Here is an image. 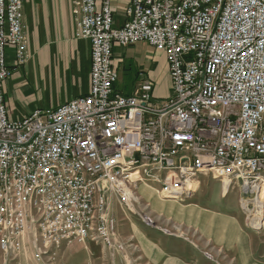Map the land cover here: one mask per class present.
Listing matches in <instances>:
<instances>
[{
  "label": "built area",
  "instance_id": "2783aa9c",
  "mask_svg": "<svg viewBox=\"0 0 264 264\" xmlns=\"http://www.w3.org/2000/svg\"><path fill=\"white\" fill-rule=\"evenodd\" d=\"M23 1L0 0L1 258L27 245L39 258L74 241L110 244L111 198L129 208L143 179L174 198L201 174L246 189L263 181L264 0H129L115 26L112 0H70L75 36L90 43L88 92L10 119L5 53L28 60ZM140 41L164 53L163 100L148 77L128 94L115 88L113 47Z\"/></svg>",
  "mask_w": 264,
  "mask_h": 264
},
{
  "label": "rangeland",
  "instance_id": "374dc122",
  "mask_svg": "<svg viewBox=\"0 0 264 264\" xmlns=\"http://www.w3.org/2000/svg\"><path fill=\"white\" fill-rule=\"evenodd\" d=\"M119 47H121L120 63H123L126 69H123L122 74L125 88L131 87L132 90L136 80L148 77L154 86L153 93L156 99L163 100L171 93L167 63L163 52L154 50L142 41ZM114 64L117 68L119 67L116 63ZM140 72L142 75H139ZM74 90L72 85L58 84L54 74L26 72L24 80L14 95L17 97L18 111H26L36 108L45 109L64 100ZM207 179L217 180L210 174L198 175L194 180L193 190L179 198L161 195L160 185L150 180L137 181L131 185L129 208L127 204L119 202L116 197L111 198L109 209L116 221V227L110 244L74 241L58 247L44 248L39 258L34 257V251L27 245L16 260L0 257V264H151V261L143 254L144 245L140 231L142 228L158 232L164 238L177 239L181 243L196 246L201 240L199 229L193 228L190 221H182L169 214L166 206L161 203H176L182 206L192 195L195 197L201 193L199 191ZM217 181L220 186L221 203L226 202L225 205L234 207L244 227L248 231L255 232V246L258 245L257 250L264 255V179L255 184V187H248V189L243 188L240 182L227 186L223 181L219 179ZM143 186L151 187L150 195L149 192H142ZM257 197L263 202L261 207L257 206L254 201ZM144 216H147V220H151L154 226H147L143 220ZM255 216L260 218L257 224H255ZM204 248L202 254L207 260L215 264H222L224 261L225 264H234L231 255L211 241H208Z\"/></svg>",
  "mask_w": 264,
  "mask_h": 264
},
{
  "label": "crops",
  "instance_id": "0c3cea01",
  "mask_svg": "<svg viewBox=\"0 0 264 264\" xmlns=\"http://www.w3.org/2000/svg\"><path fill=\"white\" fill-rule=\"evenodd\" d=\"M128 1L112 0L115 25H120L125 20ZM23 22L27 34V62L16 66L12 46H7L5 53L10 75L3 81L2 90L10 119L22 118L33 111H18L17 97L14 95L26 72L54 74L58 84L74 86L75 90L70 96L46 109L86 94L90 85V43L87 39L75 36L76 21L70 0H24ZM120 49L121 47L115 45L112 54L114 63L119 65V79L115 88L128 94L131 87L125 88L123 85L125 81L122 74L125 68L123 63H120ZM217 180L207 179L199 191L201 193L195 197L192 195L182 206L176 203H161L166 206L169 214L179 220L190 221L193 228L199 229L201 240L196 246L188 245L177 239L164 238L148 228H142L140 231L144 245L143 254L151 264H215L202 254L208 241L229 253L234 259V264H264V255L257 250L258 245L255 246V232L244 227L234 207L225 205L226 202L221 203ZM222 264H225V261Z\"/></svg>",
  "mask_w": 264,
  "mask_h": 264
},
{
  "label": "bare ground",
  "instance_id": "6f19581e",
  "mask_svg": "<svg viewBox=\"0 0 264 264\" xmlns=\"http://www.w3.org/2000/svg\"><path fill=\"white\" fill-rule=\"evenodd\" d=\"M149 189H151V187H149V186H143V188H142V192L144 191V192H149V195H150V193H151V191L149 190ZM152 190V189H151ZM139 191H140V189H139ZM172 191H175V190H173L172 188H171V193H172ZM146 195H147V193H146ZM162 195V194H161ZM147 197V196H146ZM259 197H257L256 199H254V201H255V203L257 204V206H262V201L261 200H259L258 199ZM155 199V198H154ZM156 200V199H155ZM169 201V200H168ZM154 203V202H153ZM154 207V206H153ZM256 217V216H255ZM258 219V220H257ZM260 222V218L259 217H256V219H255V224H257V223H259Z\"/></svg>",
  "mask_w": 264,
  "mask_h": 264
}]
</instances>
